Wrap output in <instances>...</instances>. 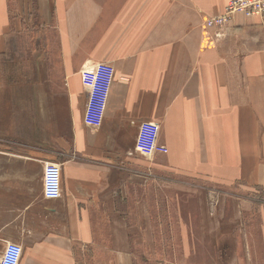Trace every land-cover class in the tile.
Segmentation results:
<instances>
[{
	"label": "crops",
	"instance_id": "crops-1",
	"mask_svg": "<svg viewBox=\"0 0 264 264\" xmlns=\"http://www.w3.org/2000/svg\"><path fill=\"white\" fill-rule=\"evenodd\" d=\"M227 2L0 0V257L15 243L18 264H91L99 245L109 264H132L96 234L121 232L158 172L192 178L204 217L229 193L230 223L203 227L210 245L225 264H264V209L248 207L251 188L264 192V16L204 31ZM97 62L114 78L92 128L80 70ZM143 121L167 153L136 151ZM47 162L60 166L58 198L43 195Z\"/></svg>",
	"mask_w": 264,
	"mask_h": 264
},
{
	"label": "rangeland",
	"instance_id": "rangeland-1",
	"mask_svg": "<svg viewBox=\"0 0 264 264\" xmlns=\"http://www.w3.org/2000/svg\"><path fill=\"white\" fill-rule=\"evenodd\" d=\"M154 177L153 186L150 185L146 191L139 189L138 215L123 218L119 233L96 234L95 242L119 245L123 257L129 256L132 264H225L226 256L220 260V255L217 257L215 248L210 245L211 239L214 240L213 233L205 232L203 227L209 226V218L217 215L215 218L219 223H230V212L224 215L221 209L237 208L238 201L220 189L217 200L207 201L209 211L204 217L200 214L198 200L199 192L204 191L194 185L192 178H172L168 181L163 180L158 172ZM146 197L149 202L148 217L142 216ZM250 197L249 208L264 209L263 191L251 188ZM257 215L255 213L251 218L256 225L260 219ZM95 248V251L91 250V264H109V258L103 256L99 245H95Z\"/></svg>",
	"mask_w": 264,
	"mask_h": 264
},
{
	"label": "built area",
	"instance_id": "built-area-1",
	"mask_svg": "<svg viewBox=\"0 0 264 264\" xmlns=\"http://www.w3.org/2000/svg\"><path fill=\"white\" fill-rule=\"evenodd\" d=\"M237 13H242L245 16H264V0H228L222 12L204 19L203 30L222 29ZM113 78L114 68L108 62L89 64L80 70L81 83L87 90L83 121L92 128L101 125ZM158 134L159 124L157 122H141L135 140L136 151L147 158L157 153H167V147L158 141ZM60 181L59 164L47 162L43 168L42 178L45 198L53 199L60 196ZM21 252L22 248L19 244L7 243L0 257V264H18Z\"/></svg>",
	"mask_w": 264,
	"mask_h": 264
}]
</instances>
